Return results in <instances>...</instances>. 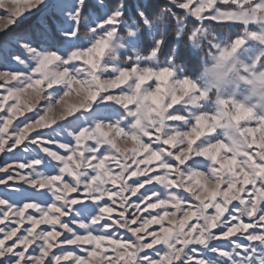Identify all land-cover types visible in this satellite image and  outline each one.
Here are the masks:
<instances>
[{"label": "snow or ice", "instance_id": "1", "mask_svg": "<svg viewBox=\"0 0 264 264\" xmlns=\"http://www.w3.org/2000/svg\"><path fill=\"white\" fill-rule=\"evenodd\" d=\"M16 3L0 0V9L6 10L0 16V31L9 30L25 11ZM43 3L29 0L28 9ZM178 3L189 12L194 8L201 18L264 21V0L255 4L253 0ZM61 11L73 24L71 31L61 35L86 38V47L61 56L35 47L28 33H17L14 43L34 58L32 67L13 76L16 69L0 62V149L6 153L19 149L21 142L35 141L40 148L60 152L56 157L59 167L51 176L33 173L40 159L28 168L26 161L10 162L11 168L0 164V185L10 192L27 185L26 191L32 193L20 200L0 194V264H169L165 254L169 248L180 257L176 264H184L188 256L183 250L190 240L201 246L206 237L223 242L233 234L250 241L264 240V113L245 108L253 112L251 118L243 124L233 123L224 113L225 105L231 110L235 102L219 97L215 110H206L210 92L168 64L129 63L107 71L106 54L119 50L124 57L145 45L155 55L164 46L162 39L147 44L149 34L163 37L168 26L154 20L156 13L143 5L137 10L117 0H65ZM90 13L98 22L88 29L91 35L84 37L79 19ZM228 14L234 19H223ZM110 16L116 23L108 21ZM133 17L136 25L125 28ZM257 39L264 40V36ZM244 44L245 38L239 37L228 47L216 46V65L244 57L238 51ZM261 60L264 57L249 66ZM11 61L27 63L18 54ZM153 77L155 87L146 83ZM169 77L172 83L160 95V82ZM71 96L73 103H69ZM152 100L155 103L148 102ZM86 112L89 121L83 130L70 133L73 139L67 145L54 137L51 144H44L50 137L42 126L59 127L65 118L78 120ZM117 115L119 119L113 118ZM201 117L209 124L197 138L193 131ZM252 123L256 127H250ZM257 132L260 143L253 148L257 140H249V135ZM133 136L141 142V150L124 151L125 142ZM221 149L226 151L218 159ZM17 173L18 179H11ZM86 189L88 196L83 195ZM250 226L252 230L246 231ZM161 242L165 251L157 247ZM193 252L196 259L205 260L199 248L189 250Z\"/></svg>", "mask_w": 264, "mask_h": 264}, {"label": "rangeland", "instance_id": "2", "mask_svg": "<svg viewBox=\"0 0 264 264\" xmlns=\"http://www.w3.org/2000/svg\"><path fill=\"white\" fill-rule=\"evenodd\" d=\"M165 1L184 12V16L182 18L178 19V16L175 18L178 20L177 35L178 38L181 39L183 37V31H185L186 28L189 29L188 40L192 50L194 52L201 51L203 53V70L201 74L196 78L187 76L182 68L176 65L174 60L169 61L167 59L165 61H161L158 54L152 55L151 52L154 49H151V51L147 54L141 53V50H135L133 54H129L124 57H121L119 50H116L114 53L106 54V59L108 61L107 71L112 72L117 67H127L129 63L152 67H163L165 64H168L170 67L175 68L178 74L185 77H191V79L196 82L199 87L204 88L206 85L207 87L212 88V91L210 92L211 102H206L204 105L206 110L214 111L216 107V98L219 97L228 98L235 102L231 110H227L228 106L225 105L226 111L224 113V116L226 118L230 117L233 123H245L243 120L251 118L253 112L254 114L264 113V60L257 62L256 66L254 64L249 66V64H252L253 61H257L258 58L264 57V40L257 39L264 36V21H260L258 19L254 22H243L238 20H225L221 22L220 20L214 18H201L197 17L194 8L191 12H189L182 4L178 3V0ZM185 2L189 3L190 6L191 0H185ZM205 2L206 0H201V4ZM259 2L260 0H253V4ZM5 3L11 4L12 0H5ZM28 3L29 0H17V3L14 6L25 9V11L22 13V16L16 24L9 26V30L6 29L4 31H0V62L7 63L10 67L16 69V71L12 73L13 76H18L20 73L30 69L34 63V58L14 43V37L16 35L14 30L16 27L24 24L42 10H46L48 16L45 17L46 19H42V22L37 25V29L41 30V34L46 35L47 37H51L52 33L56 31L57 35H59V40L55 41V44L53 45L55 47H51L48 44L43 43L38 46L31 41L35 47L42 48L45 51L53 50L61 56H68L74 48L79 49L81 47H86L88 43L86 38L77 40L75 37L69 38L61 35L62 31H71L73 27L71 21L64 18L61 11L65 4V0H44V3L39 7H37L36 4H32L31 11L28 9ZM205 11H207V9H205ZM5 14L6 10L0 9V16ZM223 19H234V16L228 14L225 15ZM108 21L116 23V20L112 16L108 17ZM49 22L53 23L54 29L48 25ZM96 22L98 21L96 20L94 13H91L90 16H84L82 14L79 19L80 35L84 37L90 36L91 33L88 29ZM121 23H123V21H121ZM212 24H227L231 28L234 26H239V28H237L234 32H228L227 30L222 32L216 31ZM58 25H62V27H58ZM132 25H136V22H128V24L125 25V28ZM149 27H151V25H149ZM250 33L254 37H251L249 35ZM148 36L151 38L152 42L158 41L160 38V36L155 34H149ZM239 37L245 38V44L238 49V51H243L245 53L244 57H238V61L227 62L217 66L215 60L213 59V56L216 54V46L221 48L228 47ZM241 43H243V41H241ZM235 47H238V45H235L234 48ZM13 54H18L21 57H24L27 63L18 64L12 62L11 56ZM256 67L259 70H256ZM97 71H101V69H97ZM154 82L155 77L146 81V83L152 84L153 87H155ZM171 83L172 77H169L166 81L160 82V95L167 93L168 87ZM120 87H125V85H120ZM31 91L33 90L30 89L29 92ZM25 95H28V93H25ZM73 102H75V97L71 96L69 98V103ZM148 102L155 103L154 100ZM3 103L7 102L3 101ZM20 103H23V101H18V105ZM245 108H251L253 112L244 111ZM113 118L119 119L120 117L117 115ZM89 119L90 117L86 112L85 115L80 116L78 120L72 119V117L65 118L59 122V127L56 125L42 126L43 131H45L50 137V139L44 141V144H51L53 142L52 138L54 137L57 142H63L64 145H67L73 139L70 133L83 130L85 123L89 121ZM69 120L71 123H68ZM208 124L209 121L206 120L202 127H198L193 131V136L198 138V136L207 129ZM249 126L256 127L254 123ZM0 127H3V125H0ZM9 127L11 128V125H9ZM52 129H55V131L53 132ZM20 131H23V129H20ZM106 134L107 133H105V135ZM12 135L19 139V133L14 132ZM29 135H31V133L25 135V141L28 140ZM259 137V132L249 135V140H257V144L252 145L253 148L259 147ZM202 138L203 137H200L199 139ZM199 139H196L195 143H199ZM3 142L7 144L8 138L5 137ZM123 147L124 151H132L134 149L141 150V142L137 137L133 136L125 142ZM13 148L15 149V146H13ZM217 151H219V149H217ZM225 151L226 149H221L217 158L219 159V156H222ZM0 153H2L0 154V164H3L5 168H11L12 164L10 162L14 161H26L28 163H26L24 167L28 168L33 160L40 159L41 164L32 169L33 173L39 177H43L45 175L51 176L55 172L56 168L59 167L56 157L60 155V152L54 151L51 147L40 148L36 146L35 141L29 143L21 142L19 149H9L6 153L3 152V149H0ZM69 155H71V153H69ZM62 158L66 159L67 157ZM69 175L71 174L69 173ZM18 176L19 173H17L16 177H11V179H18ZM26 189L27 185H23L18 186L15 191L10 192L0 185V194L10 196L14 200H20L32 194L30 191H26ZM53 189L59 191V189H55V186H53ZM157 190L163 191V189H160L159 186ZM83 195L88 196L90 195V192L86 189ZM101 199L103 198L101 197ZM92 202H97L95 197H93ZM40 227H44V225H41ZM251 230L250 226L246 231ZM257 235H260V233H257ZM9 239H12V237H9ZM205 240L206 242L203 246L198 243H193L190 240L187 248L183 250V255L188 256V259L184 261V264H193V262L194 264H224L225 260H227L228 264H253L254 261H256V264H264V240L250 241L243 235L238 236L236 234H233L231 238H224L223 242L209 240L207 237ZM17 243L19 244V242ZM105 247L106 245H102V248ZM157 247L160 251H165V245L163 242H161V244ZM194 248H199V254L205 258L204 261L196 259L194 252L189 254V250ZM213 248L218 251L212 252L211 249ZM220 249H223V251H219ZM165 254L169 256V264H176L180 258L179 255L170 248L165 251ZM45 255H47V253H45ZM36 259L39 260L40 258L37 257ZM154 264H159V262H154Z\"/></svg>", "mask_w": 264, "mask_h": 264}, {"label": "trees", "instance_id": "3", "mask_svg": "<svg viewBox=\"0 0 264 264\" xmlns=\"http://www.w3.org/2000/svg\"><path fill=\"white\" fill-rule=\"evenodd\" d=\"M85 3L89 2V0H84ZM125 2L129 6H135L137 10H139L140 6L143 5L146 9L149 10L150 13L155 12L156 15L153 17L154 20H160L164 22V25L168 26L167 33L165 36L160 37L159 40L164 41V46L161 51L158 53V57L161 61H165L169 56L174 57V62L177 66L181 67L184 73L187 76H191L193 78L198 77L203 70V53L194 52L191 48L190 42L188 40V28L183 31V37L181 39L178 38V19L184 16V12L181 9L176 8L169 2L165 0H117V3L120 5H124ZM91 14V13H90ZM90 14L86 16H90ZM48 14L46 10H42L35 14L30 20L25 22L24 24L16 27L14 30L15 34L17 33H30L31 41L40 45L48 44L51 47L55 44V41L59 40V35H57L56 31L52 33L51 37H47L46 35L41 34V30L37 29V25L42 22V19H46ZM85 16V15H84ZM134 21L137 23L135 17L129 22ZM186 22V21H185ZM192 23V22H190ZM48 25L54 29L53 23L49 22ZM215 27L216 31H228L234 32L239 28V26H234L231 28L227 24H212ZM164 30L163 28L161 29ZM147 44L151 45V38L147 36L146 38ZM141 53L147 54L151 49L147 48L145 45L141 46Z\"/></svg>", "mask_w": 264, "mask_h": 264}, {"label": "clouds", "instance_id": "4", "mask_svg": "<svg viewBox=\"0 0 264 264\" xmlns=\"http://www.w3.org/2000/svg\"><path fill=\"white\" fill-rule=\"evenodd\" d=\"M218 56V53H216L214 56H213V59L215 60L216 62V59L215 57ZM204 88H206L209 92L212 91V88L211 87H207L206 85L204 86ZM78 99V98H76ZM245 111V110H244ZM219 119V118H217ZM207 120L206 117H201V119L197 122L198 123V127H202L203 126V123ZM237 143H239V139L237 138Z\"/></svg>", "mask_w": 264, "mask_h": 264}]
</instances>
